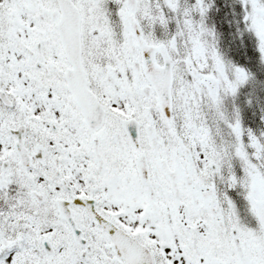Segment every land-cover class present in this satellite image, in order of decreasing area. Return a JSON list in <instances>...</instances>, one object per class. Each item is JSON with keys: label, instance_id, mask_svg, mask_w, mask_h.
I'll return each mask as SVG.
<instances>
[{"label": "snow or ice", "instance_id": "obj_1", "mask_svg": "<svg viewBox=\"0 0 264 264\" xmlns=\"http://www.w3.org/2000/svg\"><path fill=\"white\" fill-rule=\"evenodd\" d=\"M0 264H264V0H0Z\"/></svg>", "mask_w": 264, "mask_h": 264}]
</instances>
